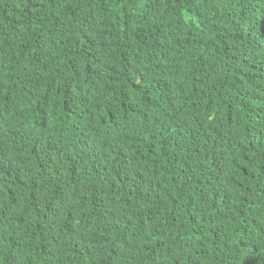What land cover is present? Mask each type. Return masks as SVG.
<instances>
[{
	"label": "trees",
	"instance_id": "trees-1",
	"mask_svg": "<svg viewBox=\"0 0 264 264\" xmlns=\"http://www.w3.org/2000/svg\"><path fill=\"white\" fill-rule=\"evenodd\" d=\"M0 264H264V0H0Z\"/></svg>",
	"mask_w": 264,
	"mask_h": 264
}]
</instances>
